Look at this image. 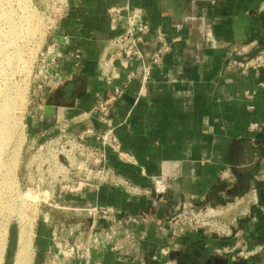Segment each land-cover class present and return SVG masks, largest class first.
I'll return each mask as SVG.
<instances>
[{"label":"crops","instance_id":"obj_1","mask_svg":"<svg viewBox=\"0 0 264 264\" xmlns=\"http://www.w3.org/2000/svg\"><path fill=\"white\" fill-rule=\"evenodd\" d=\"M123 5L151 25L147 56L168 46L145 85L138 62L128 70L116 63L118 78L109 86L98 77L106 41L123 30L110 26L107 9ZM56 27V70L67 80L45 94L43 106L55 90L62 98L51 114L40 108V125L48 133L68 125L76 133L110 128L120 154L106 153L109 181L78 183L59 205L112 209L89 217L87 231L59 234L63 247L72 242L88 258L64 254L37 228V264L52 254L56 264H264V68L240 74L232 66L234 50L264 51V0H68ZM129 71L136 76L127 79ZM114 87L122 94L107 112L74 122ZM182 210L232 219L231 233L173 235L170 221ZM142 217L146 224L129 221ZM236 243L247 258L215 253Z\"/></svg>","mask_w":264,"mask_h":264},{"label":"rangeland","instance_id":"obj_2","mask_svg":"<svg viewBox=\"0 0 264 264\" xmlns=\"http://www.w3.org/2000/svg\"><path fill=\"white\" fill-rule=\"evenodd\" d=\"M64 1L0 0V264H14V258L10 259L8 253L11 232L16 233L18 241L19 234L25 229L23 233H28L29 241L25 264H37L38 257L34 255L37 228L49 232L51 242L55 245L58 242L63 247L64 243L59 241L60 233L77 229L87 231L89 217L113 212L99 208H93L95 212L92 208L74 211L59 206L62 199L71 198V191L79 186L78 183L103 179L92 172L95 166L90 155L97 146L94 134L102 131L89 132L92 128L85 127L76 133L68 125L53 127L48 133L40 125V108L49 92L46 89L39 91L37 87L41 55L53 36L60 41L58 49L62 43L56 32H49L48 27ZM260 53L264 55L261 49L252 53L250 49L241 48L234 50L238 59L232 60H252ZM60 58L61 55L56 58V68ZM7 102L13 105L10 104L8 121L3 124L1 108ZM92 117L84 113L74 122L82 124ZM216 215L214 217L220 220V214ZM78 222L81 223L78 227L72 225ZM231 223L232 219L220 225L209 222L210 226L203 230L215 235L217 230H230ZM177 227L171 230L175 231ZM117 230H114L115 234ZM17 241L15 252L19 248ZM77 247L68 242L62 251L67 255ZM49 260L47 264H56L53 254Z\"/></svg>","mask_w":264,"mask_h":264},{"label":"built area","instance_id":"obj_3","mask_svg":"<svg viewBox=\"0 0 264 264\" xmlns=\"http://www.w3.org/2000/svg\"><path fill=\"white\" fill-rule=\"evenodd\" d=\"M66 9L67 1L65 0L61 8L57 11L58 15L53 20V23H51L48 27L49 32L57 31V19L63 15ZM107 16L109 24L112 28L120 26L123 30L120 34L108 39L105 43V55L98 61L97 65L99 80L109 86L115 79L118 78V72L115 67L116 63L120 69L128 70L131 63L138 62L142 67L140 81L142 85H145L149 79L151 66L161 64L160 61L162 54L168 50V46L165 43H162L158 49L147 56V54L143 51V47L146 45L145 37L150 33L151 25L140 11L132 9L128 5L109 7L107 9ZM59 42V39L53 36L49 45L45 47V50L41 55L42 65L39 71L40 83L37 86L39 91L45 89L47 91H52L60 87L67 80L65 76H62L56 70V58L60 56L58 52ZM73 57L76 61H79L78 53H74ZM146 61L148 63H145ZM232 64L240 74H245L249 71L264 68V55L260 53L252 60L250 59L242 62L233 61ZM135 76V72L129 71L126 77L127 79H132ZM258 85L259 87H264V82L259 83ZM121 94V87L112 88L105 98L98 101L96 106L90 113H88V115H92V112L99 115L107 112L110 106L121 96ZM246 95H250V93H246ZM93 130L94 129H90L89 132H93ZM94 136L97 140V146H95L90 153L93 158V166H95V168L92 169V172L109 181V171L105 167L107 162L106 153L109 150L112 153L119 155L120 144L110 128H107L100 133L97 132ZM93 211L95 212L94 209ZM214 216L217 215H212L210 213L206 214L200 211L194 212L192 210H182L178 215L172 218L170 221V227L172 229L173 227L176 228V225L178 226L175 231H172L173 235H177L178 233H182L185 230L190 229L192 231L203 230L207 226H210L208 225L209 222L218 225L223 223L222 221L217 220ZM129 221L130 223L136 225L144 223L146 221V217L131 218ZM221 227L225 226L222 225ZM230 233V230L222 231L220 229L219 231L217 230L215 234L220 236H229ZM71 250L70 255H73L78 259L86 260L89 256L86 249L77 247L75 251H73V249ZM168 252L169 251L167 249H162L161 255H167ZM215 253L228 254L231 260H236L238 257L247 258L248 256L247 252L238 249L237 243L230 247V249L226 247L217 248Z\"/></svg>","mask_w":264,"mask_h":264},{"label":"bare ground","instance_id":"obj_4","mask_svg":"<svg viewBox=\"0 0 264 264\" xmlns=\"http://www.w3.org/2000/svg\"><path fill=\"white\" fill-rule=\"evenodd\" d=\"M30 15V14H29ZM29 18V17H28ZM16 98V97H15ZM18 98V96H17ZM16 98V100H17ZM14 99V98H13ZM19 101V100H17ZM11 102V101H10ZM10 102H7V104H5V106L2 109V122L3 124H6V122L8 121V119L6 118V116L8 115V113L10 112ZM13 102V101H12ZM16 102V101H15ZM18 104V103H17ZM13 105V103L11 104ZM2 124V123H1ZM5 125H3L4 127ZM7 128V127H6ZM2 130V129H1ZM3 131V130H2ZM5 132V131H4ZM3 136V135H2ZM27 196V195H26ZM29 196V194H28ZM30 198V196H29ZM34 199V198H33ZM32 200V199H31ZM30 226V225H29ZM24 227V225H23ZM25 228V227H24ZM21 230V228H20ZM25 229H23L24 231ZM22 231V230H21ZM20 233V237L18 239V244H19V248H17L16 252H15V256H14V264H25V261H26V256L28 254V248H29V241H28V233L26 235V233ZM27 231V230H26ZM29 231V230H28ZM30 232V231H29ZM30 234V233H29ZM18 246V245H17Z\"/></svg>","mask_w":264,"mask_h":264},{"label":"water","instance_id":"obj_5","mask_svg":"<svg viewBox=\"0 0 264 264\" xmlns=\"http://www.w3.org/2000/svg\"><path fill=\"white\" fill-rule=\"evenodd\" d=\"M62 98V93L60 90H55L51 93L49 96L47 102L45 105L42 107L43 113H53V108L55 106H59L60 103H56V100L59 102L60 99ZM54 101V103H52ZM16 241H17V236L15 232H11L9 239H8V253H9V258L12 259L15 256V248H16Z\"/></svg>","mask_w":264,"mask_h":264}]
</instances>
